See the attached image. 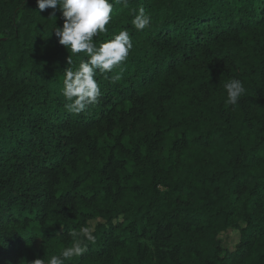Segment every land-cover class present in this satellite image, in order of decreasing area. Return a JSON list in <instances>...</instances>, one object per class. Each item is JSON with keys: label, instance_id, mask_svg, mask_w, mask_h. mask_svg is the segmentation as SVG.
I'll return each instance as SVG.
<instances>
[{"label": "trees", "instance_id": "1", "mask_svg": "<svg viewBox=\"0 0 264 264\" xmlns=\"http://www.w3.org/2000/svg\"><path fill=\"white\" fill-rule=\"evenodd\" d=\"M52 12L0 0V264L59 256L85 226L65 264H264V0L115 4L94 42L126 29L133 48L79 114L63 81L87 57Z\"/></svg>", "mask_w": 264, "mask_h": 264}, {"label": "clouds", "instance_id": "2", "mask_svg": "<svg viewBox=\"0 0 264 264\" xmlns=\"http://www.w3.org/2000/svg\"><path fill=\"white\" fill-rule=\"evenodd\" d=\"M40 11L51 8L50 14L55 17L56 10L62 11L64 23L62 27H55V35L59 44L73 54L83 53L87 58L81 59L78 68L73 71L71 67L65 70L62 94L66 99L64 107L67 111L79 114L89 105L97 102L101 94L100 87L95 79L97 70L110 72L126 60L133 48L129 32L125 30L113 35L97 46L94 37L98 33L107 31L106 25L111 20V13L115 4L128 7V0H36ZM151 23V16L140 8L134 14L132 24L137 30H143ZM68 64L72 59L68 57ZM120 74L114 75L113 83L119 81ZM227 92V103L236 105L245 88L238 79H231L224 85ZM72 236H79L71 246L65 247L59 256L53 255L47 261L37 258L33 264H65L66 260L79 257L87 251L84 241L94 242L95 236L90 227H81L80 232H71Z\"/></svg>", "mask_w": 264, "mask_h": 264}, {"label": "rangeland", "instance_id": "3", "mask_svg": "<svg viewBox=\"0 0 264 264\" xmlns=\"http://www.w3.org/2000/svg\"><path fill=\"white\" fill-rule=\"evenodd\" d=\"M239 239L238 232L236 230H231L226 236H225V243L228 246H233Z\"/></svg>", "mask_w": 264, "mask_h": 264}]
</instances>
